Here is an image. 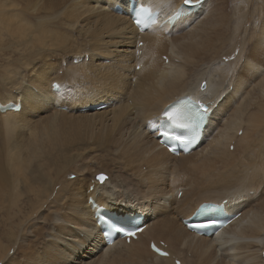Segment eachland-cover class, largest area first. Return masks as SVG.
<instances>
[{
	"label": "bare ground",
	"instance_id": "bare-ground-1",
	"mask_svg": "<svg viewBox=\"0 0 264 264\" xmlns=\"http://www.w3.org/2000/svg\"><path fill=\"white\" fill-rule=\"evenodd\" d=\"M134 1L158 12L156 23L142 32L126 14L129 0H0V40L8 36L12 46L25 52V60L11 62L5 70L11 92L0 98V107H20L0 111L5 136L0 139V264H264V0H232L229 16L219 7L210 8V0H200L196 10L184 6L172 25L167 20L184 0ZM116 6L123 13L114 12ZM43 8L45 16L36 17ZM10 9L16 13L10 14ZM28 12L36 17L30 18L36 19L33 23ZM24 13L27 18H22ZM61 14L72 20L78 35H92L91 50L86 48L84 54L87 61L71 63L85 52L78 46L67 60L71 66L65 80L49 64L34 68L36 55L49 45H67L68 37H56L57 31L54 37L44 29ZM79 80L82 88L67 90L68 83L76 87ZM53 83L59 86L55 92ZM78 96L83 100L74 104L72 97ZM184 99L205 105L211 113L200 144L188 154L172 155L158 144L157 133L166 121L163 113ZM104 104L103 109L95 108ZM45 111L52 113L34 121ZM102 115L101 124H94L102 131L97 141L117 159L109 161L115 179L110 174L98 184L91 175L85 188L70 186L72 173L66 179L63 171L69 159L62 151L76 147L68 136L80 126L71 117ZM30 161H36L34 171L26 174ZM54 161L64 166L57 168L56 180L45 170ZM102 163H94L95 173ZM185 171L198 181L180 178ZM60 189L68 193L67 215L60 218L55 212V218L47 211L61 200ZM181 190L177 200L173 193L177 196ZM89 197L95 208L88 204ZM223 201L227 213L239 216L219 237L195 236L183 226L182 220L200 205ZM97 207L110 216L131 219L142 214L144 229L129 243L115 239L105 245L94 218ZM45 219L51 220L48 230ZM53 224L57 226L52 229ZM151 242L166 245L170 259L149 251Z\"/></svg>",
	"mask_w": 264,
	"mask_h": 264
},
{
	"label": "rangeland",
	"instance_id": "rangeland-1",
	"mask_svg": "<svg viewBox=\"0 0 264 264\" xmlns=\"http://www.w3.org/2000/svg\"><path fill=\"white\" fill-rule=\"evenodd\" d=\"M14 2L16 1V3H18L17 1H19V0H13ZM59 1H62V0H59ZM211 2H210V8H212V9H214L215 7L216 8H218L219 9V11L221 12V13H226L228 16L231 14L232 15V12H233V1L232 0H210ZM217 1H219V4H218V2ZM221 1V2H220ZM253 1H256V0H252V2ZM215 4V6H214V4ZM255 3V2H254ZM218 5V6H217ZM24 6V5H23ZM214 7V8H213ZM42 11H45V9L43 8V10L42 9H39L37 12H35L36 14H34L36 17H38V15L40 14V16L39 17H41L42 15H43V17L45 16V14H44V12L42 13ZM232 11V12H231ZM9 13L10 14H12V13H16V11H14L13 9H10L9 10ZM39 13V14H38ZM223 13V14H224ZM27 14V13H26ZM38 14V15H37ZM42 14V15H41ZM33 14H31V13H29L28 12V18H27V16H25V13L22 15V18L24 17V18H27L28 20L30 19V18H32V17H35ZM61 15H63L62 17H61V19H59L60 17L59 16H61ZM61 15H59L56 19H54L53 21H54V23H53V21H51V22H48L47 24H45L44 26H45V28L44 29H47L48 31L50 30V35H52L53 33H54V37L57 35V32H58V35L56 36V37H58V36H64L65 38H67V45L65 44V45H63L64 46V49H63V47L61 48L60 47V49H58V45H55V46H51V48H50V45L48 46L49 48L47 49V48H45V52L47 51V50H52L53 51V55L51 54V52H50V54H49V52H48V55H47V53H45V52H41L40 54L41 55H36V57H35V61H34V68H39V67H41V66H43V64L44 65H46V64H49V65H51L55 70H56V75H57V77L59 78V79H63V80H65L64 79V75H66V71H67V67L68 66H71V64L70 65H68L69 64V59L71 58V56H73V55H71L72 53H74V52H78V51H82V52H84V50H85V52L82 54L81 52V54L82 55H84V54H88L86 51H87V49L86 48H88V49H90L91 50V46L89 45V39H91V36H86V35H80V33H79V35H78V32H77V29L75 30L74 28H71L72 26H73V24L71 23L72 22V20H70L68 17H66V15L65 14H61ZM64 15H65V17H64ZM35 17V18H36ZM64 17V18H63ZM35 18H33V19H30V21L33 23V21H35L36 19ZM68 18V19H67ZM62 19H64V20H62ZM67 19V20H66ZM57 21V22H56ZM62 21V22H61ZM68 21V22H67ZM59 22H60V24H59ZM66 22V23H65ZM62 23H63V25H65V26H63L62 25ZM69 24H71V25H68ZM46 26H48V27H46ZM63 27V28H62ZM53 28V29H52ZM55 29V30H54ZM60 29V31H58ZM64 29H65V31H64ZM52 31H54V32H52ZM57 31V32H56ZM62 31V32H61ZM77 32V33H76ZM56 33V34H55ZM61 34V35H60ZM65 34V35H64ZM70 35L72 36V37H70ZM78 36V37H77ZM6 37H8V36H4L1 40H0V98H3V97H6V96H8L9 94H10V89H9V87L7 86V84L5 83V70L9 67V63H11V62H14V65H18V64H20V62L22 61V60H25L24 58H22V55H24L25 54V52H24V50L22 49V47H14V46H12V44H11V42H8L5 38ZM73 38V39H72ZM81 38V39H80ZM85 38V39H84ZM89 38V39H88ZM82 41V42H81ZM85 41V42H84ZM3 42V43H2ZM8 42V43H7ZM68 42H69V44H68ZM10 43V44H9ZM78 43H79V45H78ZM77 44V45H76ZM65 46H67L66 48H65ZM81 47L80 49H79V47ZM83 46H84V48H83ZM52 47L53 48H56V50L54 49H52ZM69 47H70V49H69ZM72 47V48H71ZM75 47V48H74ZM78 47V48H77ZM140 46L139 45H137V48H139ZM79 49L78 51H77V49ZM246 48H248V47H246ZM47 49V50H46ZM63 49V50H62ZM65 49H67V51L65 50ZM75 49H76V51H75ZM84 49V50H83ZM61 50V51H60ZM74 50V51H73ZM59 51V53H57ZM63 51V52H62ZM68 51H69V53H68ZM64 52H67V53H64ZM71 52V53H70ZM95 52H100L99 50L98 51H95ZM45 53V54H44ZM56 53V54H55ZM58 54H60V55H58ZM62 54V55H61ZM65 54V55H64ZM67 54V55H66ZM80 54V55H81ZM46 55H47V57H46ZM41 56H43V58L41 57ZM61 58H60V57ZM89 56V55H88ZM39 59H38V58ZM90 57V56H89ZM41 58V59H40ZM65 58V59H64ZM36 59H38V60H40V61H38V60H36ZM88 59V58H87ZM87 59L85 58V61H87ZM50 60H51V62H50ZM68 60V61H67ZM107 60H109V59H107ZM64 61V62H63ZM50 62V63H49ZM63 62V63H62ZM40 63V64H39ZM66 63V64H65ZM105 64H109V62L107 61V62H105ZM202 65V64H201ZM201 65H200V67H201ZM65 67H66V69H65ZM25 70V69H24ZM139 69H138V67H136V71H138ZM25 75V72H23V76ZM60 76H62V78L60 77ZM76 84H75V86L76 87H74L71 83H68L67 85H68V91L71 89V91H74V90H77V89H79V88H82V87H80V80L77 82H75ZM66 85V84H65ZM131 85L133 86V85H135V83H134V80L131 82ZM30 87H33V86H30ZM34 88V87H33ZM8 90V91H7ZM91 90V89H90ZM73 98V99H72ZM71 99H72V101L74 102V104H78V103H80L82 100H83V97L82 96H78V97H72ZM78 100V101H77ZM71 103V102H70ZM52 112H50V111H45L43 114H45V115H42V116H40V115H38L35 119H34V121H36V119H37V121H41V119H42V117H44V116H48V115H50ZM40 116V117H39ZM104 115H102V116H100L98 119H96V118H93V119H90V118H86L87 120H85L84 118H82V117H80V118H75L74 116L73 117H71V120H73L74 122H76V125H80L78 128H76L72 133H70L69 134V138H70V136L72 137V138H74V140L76 141V147L71 151L72 152V154H71V152L68 150V149H65V150H63L62 152H64V154H65V158L66 159H69V161H71V162H69L68 160H66V162H67V164H66V168H67V170H65L66 168L63 166V164L61 163V162H57V161H54L53 162V164H51L50 165V167L48 168V169H50V170H48L47 168L45 169L47 172H51L50 174H51V178L50 179H52V180H56V179H58V177L57 176H55V175H57V168H63L64 167V169H63V171H66L65 172V175H66V179H69L68 177H70V175H71V173H72V175H71V179H69L68 181H70L71 183H70V186H73V185H75V184H82L83 185V187L85 188L87 185H88V182H89V179L91 178V175L92 176H94L96 173H104V174H107V176L109 175L110 176V174H111V177H112V175H114L113 176V179H115L114 177H115V173H114V171L116 170L115 168H112L111 169V167H114V163L113 164H110V163H112L113 161H117V159L111 154V152H109V153H107V152H105V151H108V150H105L103 147V149H101V147L99 146V142L97 141L98 140V133H102V131H99L96 127H97V125L99 126L100 124H101V118L103 117ZM68 117H69V115H68ZM39 119V120H38ZM84 119V120H83ZM90 119V120H89ZM104 119V117L102 118V120ZM94 120H95V122H94ZM97 120V121H96ZM87 121H90L89 122V124H88V122ZM92 122H93V124H92ZM90 123L92 124V125H90ZM97 123H99V124H97ZM85 124H88V125H86L88 128L87 129H85V127L86 126H84ZM96 125V127H95V125ZM94 126V127H93ZM92 127H93V129H92ZM1 128V127H0ZM89 128H91V129H89ZM95 128V129H94ZM79 130V131H78ZM95 131V132H94ZM97 131H99V132H97ZM0 132H1V129H0ZM80 132V133H79ZM94 132V133H93ZM106 133V132H105ZM2 134V135H1ZM1 134H0V139L1 140H3V137H4V139H5V136H4V133H2L1 132ZM83 135V136H82ZM92 136V137H91ZM16 137V139L18 140L19 138H17V136H15ZM15 137H11V139L13 140V139H15ZM10 139V140H11ZM13 140L14 141V143H17L16 141L17 140ZM78 139V140H77ZM94 140V141H92V140ZM11 140V145H14V143H12L13 141ZM95 140H96V142H95ZM18 141H20V140H18ZM89 141V142H88ZM93 142H95V143H93ZM93 143V144H92ZM98 143V144H97ZM87 144V145H86ZM90 144V145H89ZM2 145H4V141H0V153L3 151V146ZM96 145V146H95ZM71 146H75V145H71ZM88 149H90V150H87V148ZM89 146H90V148H89ZM82 147V148H81ZM93 147V148H92ZM100 147V148H99ZM3 148V149H2ZM81 148V149H80ZM95 148V149H94ZM66 150H68V152L66 151ZM82 150V151H81ZM94 150H95V152H94ZM101 150V151H100ZM229 150L230 151H232V148H229ZM102 151L104 152L103 153V155H102ZM61 152V151H60ZM81 152V153H80ZM87 152V153H86ZM91 152V153H90ZM94 154H93V153ZM80 155L81 154V156H79L78 154ZM108 154V156L110 155L111 156V158H110V156L108 157V156H106L107 154ZM68 154V155H67ZM76 154V155H75ZM100 154L102 155L101 157L103 158L102 160H101V157H100ZM104 154H106V155H104ZM75 155V156H74ZM71 156V157H70ZM77 156H79V157H77ZM97 156H99L100 158H98ZM113 156V157H112ZM82 157H84V158H82ZM94 157H96V158H94ZM78 158H81V159H78ZM76 161V163H72L74 160ZM90 159V160H89ZM97 160V161H94V160ZM107 161H106V160ZM109 159V160H108ZM112 159H114L113 161H111L110 163H109V161L110 160H112ZM116 159V160H115ZM82 160V161H81ZM91 160H93V161H91ZM105 161V162H103L102 163V161ZM74 161V162H75ZM84 161H85V163H84ZM87 161V162H86ZM101 161V162H100ZM33 162L34 161H30V162H28V164H26V174L27 173H29V172H33L34 171V169H32L33 168V166L35 165V163H36V161L34 162V165H33ZM56 162V165L54 164ZM84 164H83V163ZM102 163V165L101 166H99L100 167V170H99V167H98V169H96L97 171H96V173H95V168L94 167H96L97 168V166L98 165H100V164H98V165H96V164H94V163ZM58 163V164H57ZM107 163H109V164H107ZM70 164V165H69ZM74 166H72V165ZM86 164V165H85ZM27 165H29V166H27ZM32 165V166H31ZM95 165V166H94ZM105 165H109L110 167H105L106 169L107 168H109L107 171L108 172H106V170H104V166ZM31 166V167H30ZM58 166V167H57ZM68 166H69V168H68ZM78 167V171H76V169H77V167ZM81 166V167H80ZM71 167H73V168H71ZM76 167V168H75ZM83 167V169H81ZM102 167V168H101ZM52 169V170H51ZM69 169H71L70 171H69ZM103 169V170H102ZM113 169H115V170H113ZM55 170V171H54ZM84 170V171H83ZM88 170V171H87ZM90 170V171H89ZM102 170V171H101ZM110 170H112L111 172H110ZM69 171V172H68ZM94 171V172H93ZM101 171V172H100ZM104 171V172H103ZM119 171V170H118ZM54 172V173H53ZM71 172V173H70ZM74 172H75V174H74ZM78 172H81V173H78ZM87 172H89V173H87ZM106 172V173H105ZM61 173H63V172H61ZM69 173H70V175H69ZM91 173V174H90ZM95 173V174H94ZM55 174V175H54ZM94 174V175H93ZM68 176V177H67ZM53 177V178H52ZM73 177V178H72ZM83 177V178H82ZM179 177L180 178H182L184 181H198V180H195V178L193 177V176H191L190 174H189V172H187V171H185V172H183V173H179ZM195 184H197V183H195ZM181 189H183V188H181ZM60 192L61 193H63V196L60 198L61 200H57L55 203H51V206H53V207H51L50 206V209H49V211H47V212H49L50 214H49V216L51 215L52 217L54 216L55 218L57 217V216H55V212H56V214L60 217V218H62V217H66V215H67V212H66V209H65V207H66V204L68 203V199H66V197H67V195L66 194H68L67 193V190L66 189H60ZM88 192V191H87ZM179 194V196L177 195V196H175V193H173V197H176L177 198V200H179L180 198H181V196H182V190L180 191V193H178ZM129 195V194H128ZM170 195V194H169ZM170 197V196H169ZM59 202V205L57 206V204L56 203H58ZM65 203V204H64ZM186 207H188V204H187V206ZM186 207H181L180 209H181V211H182V213H184L185 211H186ZM63 209V210H62ZM63 213V214H62ZM65 215V216H64ZM46 221L44 222V224H43V227H44V229L45 230H48V228H49V223H48V221L50 220V219H45ZM49 222H51V220L49 221ZM51 226V228L53 229V226H57V225H55V224H53V225H50ZM39 242H41V240L39 241ZM41 248H42V246H40L39 247V249L41 250ZM15 257H17L18 258V255H16Z\"/></svg>",
	"mask_w": 264,
	"mask_h": 264
},
{
	"label": "snow or ice",
	"instance_id": "snow-or-ice-1",
	"mask_svg": "<svg viewBox=\"0 0 264 264\" xmlns=\"http://www.w3.org/2000/svg\"><path fill=\"white\" fill-rule=\"evenodd\" d=\"M200 3V0H184L183 5L175 13L176 16H180L185 11L184 6L194 5ZM152 9L150 6L140 5L138 9L134 10V22L137 26L146 27L152 17ZM56 87H59L58 85ZM209 111L208 107L198 102L193 101H182L179 105L173 106L163 113V118L174 127L180 129H191L193 134L199 127L201 121L205 119L206 113ZM181 139V137H177ZM103 182L106 177L100 175L97 177ZM129 236H134V231H128L126 233ZM158 251V249H157ZM167 255V253H162Z\"/></svg>",
	"mask_w": 264,
	"mask_h": 264
},
{
	"label": "water",
	"instance_id": "water-1",
	"mask_svg": "<svg viewBox=\"0 0 264 264\" xmlns=\"http://www.w3.org/2000/svg\"><path fill=\"white\" fill-rule=\"evenodd\" d=\"M197 5H198V4H194V5H189V6H187V7H189V8L192 7L193 10H196ZM200 87H201V89H204L205 86H204V84H202ZM6 108H8V107H6ZM6 108H1L0 110H1V111H4ZM100 175H103V176L106 177V179H105L103 182H101L99 179H97V177H99ZM93 179H94L98 184H103V183H105V182L107 181V175L104 174V173H97V174L94 175ZM111 215H112V217H113L115 220H117L118 222L127 221V220L131 221V224H138V223L140 222L139 218H135V219H134L135 221H133V220L129 219L128 216H124V217H121V216H115L114 213L111 214ZM96 216H97V218L100 219V224H101V225H102V224H104V225L107 224V221L105 220V218H106V216L109 217V214H108V212H107L106 210H104V209H100V208H96ZM137 220H138V221H137ZM108 229H109V228H107V229L105 230V232H106Z\"/></svg>",
	"mask_w": 264,
	"mask_h": 264
},
{
	"label": "built area",
	"instance_id": "built-area-1",
	"mask_svg": "<svg viewBox=\"0 0 264 264\" xmlns=\"http://www.w3.org/2000/svg\"><path fill=\"white\" fill-rule=\"evenodd\" d=\"M87 59V57H84V55H81V58H77V59H75V61H78V63L79 62H82V61H85L84 59ZM86 62V61H85ZM76 64V63H75Z\"/></svg>",
	"mask_w": 264,
	"mask_h": 264
}]
</instances>
